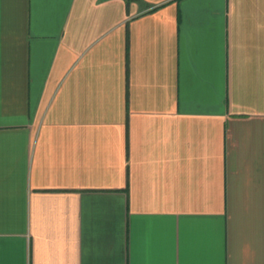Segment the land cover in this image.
Wrapping results in <instances>:
<instances>
[{"label":"crops","instance_id":"0c3cea01","mask_svg":"<svg viewBox=\"0 0 264 264\" xmlns=\"http://www.w3.org/2000/svg\"><path fill=\"white\" fill-rule=\"evenodd\" d=\"M0 264H264V0H0Z\"/></svg>","mask_w":264,"mask_h":264}]
</instances>
